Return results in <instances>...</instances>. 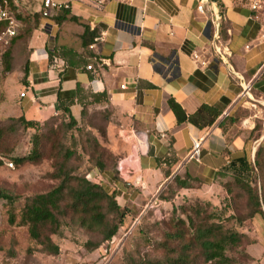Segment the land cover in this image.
I'll return each instance as SVG.
<instances>
[{"label":"crops","instance_id":"obj_1","mask_svg":"<svg viewBox=\"0 0 264 264\" xmlns=\"http://www.w3.org/2000/svg\"><path fill=\"white\" fill-rule=\"evenodd\" d=\"M7 1L17 14L41 15L27 42L14 47L28 64L25 81L24 72L19 77L25 91L16 102L18 116L43 123L63 102L80 119L79 87L108 94L131 129L119 178L104 176L122 207L140 210L176 175L188 173L215 187L216 173L230 161L254 159L264 146V133L249 140L255 119L264 125V5L256 12L251 0H53L80 19L59 26L52 14L43 15V0L37 10L28 0ZM85 27L97 34L90 46L84 45ZM171 99L188 114L206 105L221 116L205 129L179 124ZM239 108L252 115L224 132L220 123ZM196 141L201 152L191 159Z\"/></svg>","mask_w":264,"mask_h":264},{"label":"rangeland","instance_id":"obj_2","mask_svg":"<svg viewBox=\"0 0 264 264\" xmlns=\"http://www.w3.org/2000/svg\"><path fill=\"white\" fill-rule=\"evenodd\" d=\"M28 2L37 10V0ZM15 14L19 19L16 12ZM23 29L22 23L20 34ZM4 52L0 48V70L3 74L0 128L5 129L0 143V160L3 161L0 166V189H6L21 198L15 205L19 221L20 210L26 198L46 193L58 185L59 182L52 174L57 162L55 155L59 144L76 151L70 164L75 172L86 175L91 170H98L96 167L99 161L112 168L116 158H120L123 153L131 129L125 126L117 111L107 105L89 106L87 114L74 129L68 127V121L62 115H55L41 123L47 124L43 130L42 159L38 163L17 166L8 156L28 155L32 149L35 131L10 122V118L19 115L15 106L25 91L21 85L24 82L19 79L24 63L16 60L13 62L12 72L6 74ZM244 115L248 118L252 111L248 110ZM255 120V127L259 130L257 134L264 133L262 120ZM258 175L260 177H255L252 187L259 193L261 201H264V171ZM98 179L103 181L105 187H109L104 176H98ZM227 183L225 187L224 181H219L215 187L204 185L198 191L186 194L181 192L172 202H165L160 194L149 199L140 210H130L117 235L94 251L88 250L86 243L99 242L101 237L81 228L68 217L60 234L52 236L54 243L61 249L59 256L44 253L31 239L26 227L10 226L9 205L0 201V264H153L166 261L167 258H177L183 251V242L171 240L169 235L176 232L177 222L182 225L179 220L187 219L185 211L197 222L208 220L212 212L221 214L227 227H233L257 240L253 245L244 243L231 250L229 256L234 264H264V218L258 216L254 221H248L252 210L249 196L234 180H228ZM197 207L202 209L200 216L195 215L194 210ZM232 215L243 220L244 224L239 225L235 220H228ZM189 255L192 258L191 264H211L205 262L198 250L190 252Z\"/></svg>","mask_w":264,"mask_h":264},{"label":"trees","instance_id":"obj_3","mask_svg":"<svg viewBox=\"0 0 264 264\" xmlns=\"http://www.w3.org/2000/svg\"><path fill=\"white\" fill-rule=\"evenodd\" d=\"M220 14L222 15V12ZM17 15L22 21L24 29L21 34L19 32L7 48L3 49L5 50L3 61L6 74L12 72L13 62L16 60L22 61L21 58H18L14 54L16 43L20 41L21 43L27 42L33 31L37 29L38 20L41 17L39 14L32 15L29 13H18ZM51 17L59 26L65 23H78L80 21L78 17L71 14L70 7L63 8L59 12L52 14ZM222 27L223 22L220 26V35ZM3 30H5V25L0 24V32ZM96 38L97 34L91 32L88 27H85L83 35L84 45L90 46L96 41ZM22 72H24L25 81L28 75V64L24 66ZM78 101L82 107L80 119L84 118L87 114L89 106L107 105L112 107L108 94H88L83 92L80 87L78 88ZM61 103V111L57 115H62L67 119V125L70 129L77 128L80 119H76L72 115L70 106L64 105L63 102ZM169 105L179 124H190L198 129L213 126L221 116V113L216 108L206 105L201 106L194 114H188L173 99L169 101ZM245 112L246 110L239 108L233 116L226 118L220 123L221 129L226 132L229 126L243 121L246 118ZM10 122L26 129L34 130L35 134L32 140V149L28 155L22 157L9 155L8 157L17 166L25 163H38L43 156L42 138L44 136V127L47 124L42 125L39 122L27 120L23 115L10 118ZM258 131V127L256 126L250 133L249 140L252 143L261 138L263 133L257 134ZM4 133L5 129L0 128V143L2 142ZM75 155V150L64 148L63 145L59 144L55 155L57 162L52 174V177L59 182L58 185L46 193L26 198L20 210L19 221L15 212V205L21 198L6 189H0V201H4L9 205V225L12 227H26L31 239L41 247L44 253L51 256H59L61 254V249L54 243L52 236L60 234L63 223L68 217L76 221L81 228L95 232L101 237L99 242L89 241L86 243V248L94 251L117 235L130 210H134V208L122 207L118 203L115 193H110L103 185V181L98 179V176L105 175H114L115 178H119L121 157L116 158L112 168H109L106 163L99 161L96 167L98 170H91L86 175H82L75 172L70 164ZM2 165L3 161L0 160V166ZM263 171L264 146L261 145L258 147L254 159L246 155L243 158L232 160L223 171L216 173L217 182L224 181V187L228 184V180H234L249 196L252 210L248 221H254L258 216L264 218V201H261L259 193L252 187L256 179L255 177H260L258 173ZM171 174V169H167L164 172L167 178ZM204 185H206V182L194 178L188 173L183 176L176 175L166 189L160 193V197L165 202H172L178 198L181 191L200 189ZM201 211L202 209L199 207L195 208V215L200 216ZM185 214L187 215V219L179 220L182 225L177 222L176 232L169 235L171 240H181L183 242V251L177 258H167L166 261H157L153 264H191L192 258L189 253L196 250L199 251L206 263L234 264L232 258L229 256L231 250L239 248L244 243H250L251 245L257 243L256 239L247 234L240 233L233 227H227L221 219V214L212 212L208 220L200 222H197L188 211H185ZM228 220H235L239 225L244 224L243 220H239L234 215L230 216ZM251 259L253 258L251 257Z\"/></svg>","mask_w":264,"mask_h":264},{"label":"built area","instance_id":"obj_4","mask_svg":"<svg viewBox=\"0 0 264 264\" xmlns=\"http://www.w3.org/2000/svg\"><path fill=\"white\" fill-rule=\"evenodd\" d=\"M264 5V0H251V7L253 11H259L262 9ZM68 4H58L53 0H44V8L43 15L45 17H49L53 13H57L63 8H69ZM199 12H204V2L198 7ZM0 24L5 25V30L0 32V48L5 49L7 48L11 41L19 34L20 29L22 27L21 22L17 19L15 12L11 9L9 2L7 0H0ZM95 46H92L94 48ZM91 70L92 67L89 66ZM2 73L0 70V85H1V78ZM24 96V95H23ZM202 143L201 141H196L193 145L192 152H191V159L199 157L201 152ZM13 166V165H11ZM121 170L122 167L119 166Z\"/></svg>","mask_w":264,"mask_h":264}]
</instances>
